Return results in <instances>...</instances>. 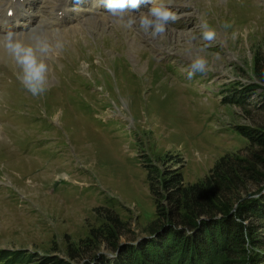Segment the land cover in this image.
Wrapping results in <instances>:
<instances>
[{"label":"rangeland","instance_id":"1","mask_svg":"<svg viewBox=\"0 0 264 264\" xmlns=\"http://www.w3.org/2000/svg\"><path fill=\"white\" fill-rule=\"evenodd\" d=\"M58 1L28 0L6 24L58 38L63 48L45 61L39 97L0 55V250L63 258L68 243L101 228L106 210L127 224L117 243L148 236L156 207L146 162L181 169L193 184L221 157L251 154L235 129L264 131V85L253 76L255 57H264V0H163L177 19L156 37L139 28L147 3L119 21L99 0H68L56 18ZM206 30L216 32L211 42L201 38ZM197 56L206 71L189 79ZM254 85L243 108L225 100ZM102 243L95 253L110 258Z\"/></svg>","mask_w":264,"mask_h":264},{"label":"trees","instance_id":"2","mask_svg":"<svg viewBox=\"0 0 264 264\" xmlns=\"http://www.w3.org/2000/svg\"><path fill=\"white\" fill-rule=\"evenodd\" d=\"M254 68L253 76L264 85V57H255ZM256 87L241 86L225 100L243 108ZM258 97L264 112V93ZM235 132L246 140L251 154L221 157L193 184L184 183L181 169L146 162L156 207L147 237L117 243L127 224L106 210L100 214L101 228L91 231L88 239L68 243L63 258L0 250V264H264V187L259 186L264 182V131L241 126ZM252 186L258 187L254 193ZM99 242L111 249L110 258L95 253Z\"/></svg>","mask_w":264,"mask_h":264},{"label":"clouds","instance_id":"3","mask_svg":"<svg viewBox=\"0 0 264 264\" xmlns=\"http://www.w3.org/2000/svg\"><path fill=\"white\" fill-rule=\"evenodd\" d=\"M81 0H73L79 4ZM3 3V0H0ZM103 5L105 13L119 21H123L128 10L138 9L141 3L150 5L146 13H139V28L152 37L166 32L167 25L174 23L176 14L171 11L161 0L157 6H152L154 0H99ZM9 8L7 15H11ZM135 23L129 20L128 24ZM224 28L230 27L227 23ZM216 36L214 30H206L201 34L203 41L211 42ZM63 48L58 38H49L42 33H33L31 29L24 33H17L12 30L0 32V55L10 58L14 68L17 81L23 89L33 97H39L47 90L48 65L46 60L57 55L58 50ZM207 68V61L200 56L191 60L187 77L191 79L196 73L203 74ZM105 245L102 243L100 251L103 252ZM114 255V254H113Z\"/></svg>","mask_w":264,"mask_h":264},{"label":"bare ground","instance_id":"4","mask_svg":"<svg viewBox=\"0 0 264 264\" xmlns=\"http://www.w3.org/2000/svg\"><path fill=\"white\" fill-rule=\"evenodd\" d=\"M28 0H7L5 3L3 2L4 6L0 7V32L8 30L7 23L11 20H15L18 18L20 13L26 8V3ZM68 0H59L56 3H54V10L55 17L60 18L63 14L66 12V4ZM11 9L12 15L11 18H9V15H7L8 9ZM60 21V20H59ZM48 26V25H47Z\"/></svg>","mask_w":264,"mask_h":264},{"label":"water","instance_id":"5","mask_svg":"<svg viewBox=\"0 0 264 264\" xmlns=\"http://www.w3.org/2000/svg\"><path fill=\"white\" fill-rule=\"evenodd\" d=\"M121 245H123V244H121Z\"/></svg>","mask_w":264,"mask_h":264}]
</instances>
